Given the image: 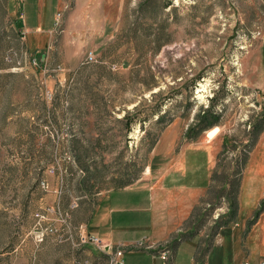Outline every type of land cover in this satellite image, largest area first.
Returning a JSON list of instances; mask_svg holds the SVG:
<instances>
[{
    "label": "rangeland",
    "instance_id": "obj_1",
    "mask_svg": "<svg viewBox=\"0 0 264 264\" xmlns=\"http://www.w3.org/2000/svg\"><path fill=\"white\" fill-rule=\"evenodd\" d=\"M55 5L44 0L42 27L51 30L33 54L0 0V264H112L90 236L121 249L124 264H165L162 248L169 264H190L193 241L174 259L171 242L93 235L117 222L118 194L88 225L91 204L136 182L161 194L174 237L199 236L205 260L233 223L216 226L229 218L237 179L238 204L264 134V0ZM207 109L213 122L202 123ZM138 224L147 229L139 220L131 229ZM228 247L214 246L210 261L223 263Z\"/></svg>",
    "mask_w": 264,
    "mask_h": 264
},
{
    "label": "crops",
    "instance_id": "obj_2",
    "mask_svg": "<svg viewBox=\"0 0 264 264\" xmlns=\"http://www.w3.org/2000/svg\"><path fill=\"white\" fill-rule=\"evenodd\" d=\"M6 1L8 12L14 18V24H16V28L24 34L29 45L34 47V49H32L33 54L39 53L41 50L40 46H44L43 44L47 32H50L51 30V27L49 29L42 27L40 9L43 6L44 0ZM55 1L56 10L59 0ZM28 11L33 12V15H35L36 12V17H34V20L31 18L26 20L25 13L27 12L28 14ZM27 26L30 27L27 28ZM42 58L44 57L41 55V59ZM255 150H258V152L255 155L254 153H251L252 156H250L248 166L243 173L244 176L239 188V215L236 217V221L234 223H230L228 225L227 232L223 233V229L221 232H219V234L216 235L218 240L217 244L214 246H217L219 250L222 249L225 244L229 245V247L226 248L228 251L227 259L223 261V263L219 264H242L244 261H249L250 264H257L258 261L264 260V210L262 209L260 211L259 215L255 219L256 221L252 224L250 229L247 228L248 231L244 240L242 239L241 233H239L240 230L242 231L243 228H245L246 221L252 218L250 217L252 212L256 211L260 205L259 201H261L264 197V134H262L261 138H259V142ZM139 183L136 182L130 186L109 189L105 191L103 196L98 201H95L91 204V215L86 221V224L88 225L93 217L99 216L103 210V204L110 206L111 204L115 203V201L111 200V197L115 193L118 194L115 198V200L117 199V204L115 205L119 213L117 222L113 226L109 223V225L106 227L107 230L105 229L102 234L103 237L98 235L100 228L93 226V235L108 240L113 244L123 243L119 241L116 242L112 239V236L116 237V235L119 234L120 238L126 239L127 243H132L133 240L137 241V239L139 241L148 240L149 243H160L162 241L171 242V245L172 243L175 244L173 248V251L175 252L174 259L177 257V251L182 244H185L186 242L192 243L193 241L194 249L192 251L193 255L190 264H216L214 262L212 263L209 259L212 252L211 250L214 246L208 249L205 260L197 259L201 252L200 250L202 249L199 236H192L191 238H185L183 240L180 237L176 238L173 236L175 229L173 219L171 216L166 218V216H164L165 212L162 211V207H159L158 198L161 197V194H158V192H156V190L151 185ZM201 183V178L197 179V177L194 176V190H197V186H201ZM106 199L110 200L105 202ZM108 208L111 209L110 207ZM131 215H133L134 223H131L132 219L127 220L131 218ZM241 218L244 220V222L241 221ZM112 219L114 220V218ZM138 220L141 223H145V225H147L146 230L140 229L139 224L137 226V230L135 228L131 229V227H133L135 222ZM99 233H101V231ZM135 233H137V235L129 238ZM141 252L151 253L148 249H144ZM152 257H154L153 254Z\"/></svg>",
    "mask_w": 264,
    "mask_h": 264
},
{
    "label": "trees",
    "instance_id": "obj_3",
    "mask_svg": "<svg viewBox=\"0 0 264 264\" xmlns=\"http://www.w3.org/2000/svg\"><path fill=\"white\" fill-rule=\"evenodd\" d=\"M207 111H208V109L206 111H204V113H205L203 115L204 116V118H203L204 122L201 121L202 123H207L208 121L210 123L213 122V118L210 117V115L207 114ZM129 124L130 123H127V128L129 127ZM248 153L249 152H246L245 155H242L241 158L238 159L239 160V165H240L241 168H244L245 165L248 162V158H247ZM235 174H237V172H235ZM237 175L239 176L240 174H237ZM82 183H85V181H83ZM232 187H233L232 190L230 191V193L228 192L229 194L227 195V196H229V199L231 200V203L228 204L229 205V210H230L229 218H227V216H226L225 219H223V218L218 219L217 222H216V226L219 227V228H222V226H227L230 222L234 223L236 221L235 219L237 217V212H238V204H237L236 197H237V193H238L237 188L239 187V179H237V181L233 184ZM263 207H264V200L261 201L260 206L253 213L252 218L250 219V221H248L247 228L252 226V224L256 221L255 219L259 215V213L263 209Z\"/></svg>",
    "mask_w": 264,
    "mask_h": 264
},
{
    "label": "built area",
    "instance_id": "obj_4",
    "mask_svg": "<svg viewBox=\"0 0 264 264\" xmlns=\"http://www.w3.org/2000/svg\"><path fill=\"white\" fill-rule=\"evenodd\" d=\"M61 15L60 13H57L56 15V20L58 21L60 19ZM89 61H93L92 55L89 53L87 58ZM87 240H89V242L91 244H93L97 249H99L101 252H106L109 253L111 255V263L112 264H124L122 257V251L121 249H117V250H113V248L111 249V245L110 244H105L102 243L100 240H98L96 237L90 236ZM111 251V252H110ZM157 253H160V258L167 261V263L165 264H169V251L165 248H162L160 251H158ZM242 264H250L249 261H244ZM257 264H264V260H260L257 262Z\"/></svg>",
    "mask_w": 264,
    "mask_h": 264
}]
</instances>
